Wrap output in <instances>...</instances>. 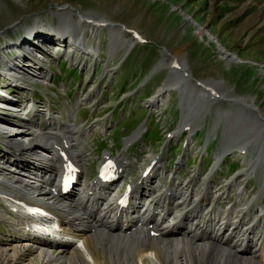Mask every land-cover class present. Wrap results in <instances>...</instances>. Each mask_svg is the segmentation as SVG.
<instances>
[{
    "label": "rangeland",
    "instance_id": "rangeland-1",
    "mask_svg": "<svg viewBox=\"0 0 264 264\" xmlns=\"http://www.w3.org/2000/svg\"><path fill=\"white\" fill-rule=\"evenodd\" d=\"M61 7L67 8L60 9ZM72 8L83 12L85 15L96 16L100 19H106L112 23H120L127 28L140 31L148 41H153L158 45L166 47L174 56L184 61L186 68L196 79L214 84L216 87H219L221 94L246 101L248 104L258 108L262 112L261 115L264 116V0H0V42L2 43L0 45V62L3 60L0 66L2 69L7 70L9 65H13L16 62L20 64V60L17 59L16 56L13 58L4 52L5 44L7 43L25 41V43H30L35 46V49H39L36 43L39 44L42 40L51 41L53 47L58 45V35H62L60 31L64 29L61 24L59 25L62 16L66 15L69 18L73 17L72 19H75V21L78 20V14L75 10L73 11ZM60 13L62 16H59V21L58 14ZM71 27L72 21L69 20V33L72 31ZM54 28L57 33L52 31ZM200 31L202 34H200ZM51 32H55V36H53ZM86 33L88 35L86 36V39H88L87 44H92L94 41L91 33H88V31H86ZM80 34L81 33H79L77 37L75 36L76 42L80 38ZM109 34L110 32L108 33V31L104 30L101 32L98 39V41L100 40L103 44L102 49H104V55H101V58L98 60L99 68L95 75H97V77L102 76L101 78L103 79V74H105L110 76L112 81H116L118 78L116 82L118 86L124 87L126 85L127 89H131L134 86L133 83L137 76V74H134V72H136L135 67L140 66L145 72L152 61L157 59V47L152 45L150 47L146 46L145 48H141L138 45L133 48L123 62L122 71H125L122 73L115 71V73L112 69L115 62L124 51L125 44H121L124 40V36L122 34L120 46H117L118 49L115 50L114 56L108 58V54L110 53L109 46L111 43ZM68 42H72L71 36L68 38ZM93 45L95 46V44ZM108 47L109 51H107ZM146 48H148L147 51L139 55ZM59 49L61 54L47 58L48 64L44 62L35 67L32 66L33 64L30 67L26 64L21 71L31 75H37L38 77H44L45 79L42 81L50 82L51 76L60 75L58 69L59 63L62 61L63 57L66 58L67 50L63 47ZM28 57L33 58L30 54H28ZM137 61L139 62L137 63ZM16 68V71H19V67L16 66ZM69 68L72 69L71 67ZM61 69L63 75L54 79L55 85H60L61 81H64L65 85H67L68 80L71 79V83L74 84L77 91L74 97L77 100L83 97L79 89L80 82L78 81L79 78L81 79V74L79 76L78 72L65 69V64L61 65ZM39 80L41 79L26 78L25 81H18L21 82L22 85L24 82H27L25 86L31 90L27 93H21L20 95H24V99L28 98L33 100L35 98V100L41 102L44 97L42 94H39V92L45 93L48 94L47 96L52 103H59L62 108L67 96L60 93L59 89L55 90L53 86H51V82L49 86H46L38 83ZM6 81L7 80L0 81L4 87H8L10 84L9 81L8 83ZM158 81L157 78L153 79L151 82L152 85L142 94V96L145 97H139V99L145 98L148 101L149 97L152 96L153 92H155L156 88L160 85ZM104 82H106V78H104ZM108 83L107 81L106 84L108 85ZM113 86L116 87V84ZM190 89H192V87ZM85 90L86 89H84V92ZM52 91H58L57 98L51 94L56 100H53L50 96V92ZM119 96V94L115 97L108 96V100L111 101L109 105H115ZM173 98L174 100L171 99L169 101L167 98L162 101V109H164V107L168 108L167 114L164 115L162 110L159 112L160 116L158 119H162V127L169 128L164 130V132L175 129L177 124H179V120H176L177 113L173 114L175 112L173 109L177 107L178 104L177 97L173 96ZM181 99L183 102L186 101L187 106L192 103L196 108L195 111L209 108H207V103H204L202 99L195 101L197 95L194 93L188 95L184 100L183 97H181ZM200 101L206 108L201 105ZM86 104H88V102ZM195 108L188 107L187 109H192L194 111ZM219 110H231L232 114L220 112L218 115ZM236 110L235 107L221 100L211 105L210 111L205 114L204 123L206 127L203 133L200 132L202 135L197 133L198 135H195L192 144L188 148L190 152L186 156L193 159V162H189V164L192 163V165L188 167L185 165H173V169L176 170L178 184L189 180L193 170L199 173L201 169L203 170L204 168L205 170V167L211 169L215 156L222 148L221 145H223L224 141L223 137L226 133H233L236 135L229 143L232 146L238 145V148H241L244 142L241 144H238V142L241 138H245L247 134L252 133L254 129L249 132L247 131L249 129L246 127L244 121V123L237 122ZM247 113L248 115H253L249 110ZM254 115L256 121L261 124V117H256V113H254ZM147 117L148 113L146 111L134 112L133 116L127 120L124 125L127 129L126 134L132 132L140 122ZM191 120H193V122L200 121L197 117L191 118ZM218 122L219 124L216 126ZM148 125L149 133L146 135L145 141L156 146L158 142L163 140L161 127L155 124L153 119L148 122ZM214 126H216V134L213 132ZM120 130L121 128H118L114 131L117 141L121 139L122 134ZM9 131H14V129ZM210 132L213 133V140L216 141L214 146L210 149L211 152H209V155L202 156L204 147L201 139L205 140L204 138H208ZM22 134L25 137L27 136L24 132H22ZM22 134H18V136ZM15 138L13 141L20 142V138ZM159 144L160 143H158V145ZM176 146H180V142L172 143L173 155L176 153V150H179ZM255 147L259 148L258 160L261 164H264V139L259 141L258 146ZM157 149L158 147L156 149L154 148V151L156 152ZM200 152L202 155L199 154ZM253 154H255V152ZM204 158L205 160L203 161ZM96 161L97 160L87 162L92 177L96 175V172L94 175L92 173L98 165ZM243 161L245 162V158H243ZM243 161L241 158H238V154H236V156H229L224 160L219 167V172L214 177L218 189V191L215 190L216 192L223 193V191H225V189L223 190L224 184L230 182L233 177L237 176L247 167V164ZM199 165L204 167H200ZM259 168L260 170H258ZM262 168V166L258 167L257 175H254L251 179L253 181L250 180L246 183L237 180L239 184L244 182L243 187L246 186L244 193H248L247 196L252 199L255 197V192H257V186L260 180L263 178ZM134 172L135 170L131 173V176ZM248 173L250 172L248 171ZM136 177L137 175L135 173L134 179H136ZM207 180L209 179L207 178ZM239 184L230 190L229 198L233 202H236ZM243 187L241 189H243ZM245 198L244 200L247 202ZM263 203L264 192L255 204H258L256 206L257 208H261ZM259 204L262 205L259 206ZM232 205L233 203L229 204V207ZM3 233L8 234L3 235L7 237L14 235V231L11 228L0 225V238Z\"/></svg>",
    "mask_w": 264,
    "mask_h": 264
},
{
    "label": "bare ground",
    "instance_id": "bare-ground-1",
    "mask_svg": "<svg viewBox=\"0 0 264 264\" xmlns=\"http://www.w3.org/2000/svg\"><path fill=\"white\" fill-rule=\"evenodd\" d=\"M81 18L85 17L75 21L63 15L59 23L64 28L60 31L64 35L69 30V20L72 21L73 33L76 34L75 31L81 33L78 41H75L79 45H83L88 30V28L80 29L86 22ZM109 32L111 38L109 55L112 57L121 43L122 33L119 29H110ZM99 34L100 31H97L95 38ZM75 48L72 49L73 55L68 53V56L81 64ZM78 50L83 49L78 48ZM90 50V53L98 52L95 46ZM22 69L19 67L18 72L13 69L14 75L20 77L18 81H25L26 78L38 79L37 75L32 74V76L23 71L21 73ZM201 105L204 106L202 102ZM206 105L208 108L209 105ZM192 107L195 108L191 105L190 108ZM256 109L259 112H251L253 115L236 114L237 122H245L249 129H246L247 131L254 129L245 136L244 143L239 148L241 150H246L250 145L258 146V142L264 139L262 136L264 122L259 124L254 115V113L261 115L262 112ZM199 117L197 115V118ZM199 122L189 119L184 121V126L193 130ZM23 132L28 135L27 132ZM235 136L233 133L224 135L225 144L212 173L226 152L233 148L229 141ZM15 137L25 138L23 134L19 136L15 134L10 139L13 141ZM78 160L83 170L82 177L86 180L87 171L84 162L80 158ZM50 163L58 168L63 164L61 161ZM16 165L25 168L28 162L25 159H18ZM262 166L264 176V164ZM29 167L35 168L42 174L47 173L40 164ZM246 173L251 175L248 171ZM34 177L31 173L25 172L14 175L6 168L0 167V200L3 203V206H0V222L14 231L13 236H3L8 235L3 233L0 238V264H264V231L261 228L264 212L253 217V206L240 207L242 200L240 196H237L236 203L231 209L221 206L223 196L228 197L236 180H232L227 185L226 191L219 194L215 191L216 184L211 180L193 178L190 182L179 185L182 188L180 192L177 188L170 190L173 194L170 197L161 194V189L159 190L153 183H146L147 189L143 190L144 194L140 196L138 193L142 200L135 195L132 203L138 209V218L147 219L152 214L149 224H153L154 231L160 233V236L151 238L144 227L132 230L134 227L132 218L136 216L131 218L127 216L128 213L119 211L117 202L112 199L113 196L111 197L112 190L106 194V188L98 184L89 185L87 201L81 198L80 207L78 208L77 204L73 205L72 210V207L67 206L66 203L79 202L80 196L87 187L85 182L79 192L72 197L64 198L57 197L54 185L41 183L39 174ZM37 183L42 184V187L36 188ZM263 190L264 185L261 183L260 191ZM152 197L154 198L151 199ZM35 199L39 200V203L35 204L44 206L58 217L64 231L74 233L81 242L77 244L74 239L69 241L65 237L58 240L48 239L44 237L46 235L35 237L36 232L27 231L37 223V220L30 218L18 203L29 204ZM7 207L15 210L14 215L6 212Z\"/></svg>",
    "mask_w": 264,
    "mask_h": 264
}]
</instances>
